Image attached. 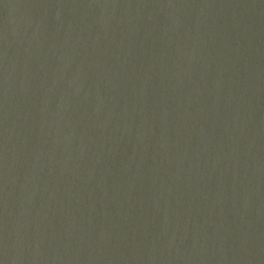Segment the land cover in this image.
<instances>
[{"label":"water","instance_id":"obj_1","mask_svg":"<svg viewBox=\"0 0 264 264\" xmlns=\"http://www.w3.org/2000/svg\"><path fill=\"white\" fill-rule=\"evenodd\" d=\"M0 264H264V0H0Z\"/></svg>","mask_w":264,"mask_h":264}]
</instances>
